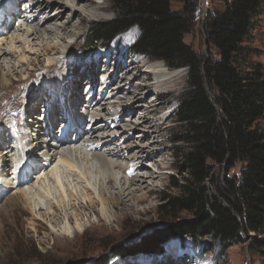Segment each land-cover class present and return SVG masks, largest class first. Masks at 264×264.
Segmentation results:
<instances>
[{
	"label": "rangeland",
	"instance_id": "1",
	"mask_svg": "<svg viewBox=\"0 0 264 264\" xmlns=\"http://www.w3.org/2000/svg\"><path fill=\"white\" fill-rule=\"evenodd\" d=\"M44 1L46 4L57 2V0L54 3ZM226 1L230 2L232 0H172L171 8L173 12H183L185 6L189 4L191 5L189 8L194 7L192 14L194 27L189 34L185 35V43L190 45L201 58L219 59L218 51L208 40L205 23L209 16L225 9ZM7 2L9 0L5 1L2 10H0L2 12L0 14L2 16V19H0V48L5 50L12 46L13 50L11 51L14 57L1 58L0 65L4 67L5 73H12L10 79L14 87L10 90H0V114H8L0 117V125L11 130L8 138L9 140L13 139V143L17 144L16 147H21V152L15 151L18 154L15 155L14 159L9 157L5 163L0 155V174L8 175L6 181L0 176V264L107 263L113 251L118 250L121 245L126 246L136 243L141 238L147 237L156 230L165 229L169 225L167 203L171 197L180 194L178 186L183 185L184 179L189 177L186 173H181L182 154L188 147L183 143H174V140L180 135L179 123L176 122L174 113L180 106L181 98L188 87V69H172L164 62L151 61L146 57L130 54V46L134 44L138 36L137 29H133L121 37L118 44L115 42L110 49L100 50L95 57L87 55L88 53L83 46L86 44L89 28L93 24L108 22L115 17L114 7L107 0H81L78 2V6L74 3L75 0H64L62 6L66 5L68 9L64 11L61 21L55 22V24L58 23L59 26L69 25L70 28L67 35L56 32L60 39L49 34L43 36L44 39H39L37 35L34 38L31 36L32 33L23 36L25 29L29 31L30 28L25 27V25H28L27 22L22 25L21 21H18V15L23 14L27 7V4L22 1L19 2L18 8L24 11L16 14V19L14 18L12 22L15 29L9 32V29H5L4 26L7 15L3 14ZM57 8L56 6L49 9L48 16L58 17L59 11L56 10ZM36 11L38 12V10ZM44 29L55 31V26L54 24L46 25ZM1 30L4 31L1 32ZM52 34H55V32ZM45 38L48 44L58 48V55L44 56L39 61H34L37 54L43 50ZM246 45L255 51L252 57L253 61L261 64L264 68V7L261 14L254 19ZM65 47L68 50H65ZM53 60L56 62L55 67L54 65L51 67V61ZM58 61H60L59 64H57ZM71 63L72 69L70 70L68 67ZM15 70L18 72L17 74L14 73ZM85 70L86 72H84ZM89 70H92V73ZM71 71L74 75L69 78ZM58 75L69 78L67 82H78V79H82L80 80L82 83L85 82L83 86L78 88L76 93L79 99L83 98L90 90L86 84L90 81L88 78L96 77V80L98 79L95 87L96 96L101 93L103 95L102 99L106 103L118 104V110L124 106L133 107L125 115L127 117H124L123 114L116 116V118L122 116L124 120L119 123L117 128L112 129L111 127L110 131L105 133V135L117 138L116 140L120 142L119 146L128 147L124 151L125 154H120L117 150L118 155H115L117 159L115 156L114 159L111 158L116 164L119 163V165L125 167L117 172L119 180L116 186L107 184L108 180L104 181L107 179L106 177L103 178L104 180L99 179L97 183L93 181L96 189L99 185L100 188H104V199H107L105 206L100 203L101 200L96 190L89 189L87 180L79 177L80 180L77 181V178H73L70 174H65L66 184H71L69 191H72L75 197L67 194L64 197L67 205H61L62 207H60L58 204L60 195L64 196L62 193L59 194V191L55 194L56 199L46 198L41 204L37 202L36 204L31 203V205V201L27 202L23 194H20L23 189L29 186V184L23 185V181L18 182L17 174L20 171L21 173L24 172L26 166L25 168L24 166L12 168V166L15 165L16 160L22 158L20 153L25 155L31 148L29 139L24 133L26 132L25 126H28V124L23 120L20 112L25 107L36 104L35 114L42 119L43 109L46 106L43 104L46 101V95L43 93L44 89L49 95L54 90L59 89V94L53 96L54 101H58L60 95L64 93L60 86L65 85V82L63 83L62 80H60V83L57 82ZM75 75L76 79L74 78ZM101 83H103L102 85L107 84H105L106 90L102 88ZM140 86L142 89L139 88ZM73 89H76L74 83L71 87V90ZM95 92L92 95H95ZM37 93L39 95L34 96ZM70 93L72 95L75 92L70 91ZM113 109L114 107L111 108V111ZM77 111L81 110L78 108ZM63 112L59 110L57 115L59 121L61 115L63 117ZM114 113L116 114V112L112 114L114 115ZM52 116L53 111L48 115L49 125L53 122L51 120ZM59 121L54 120L56 123L54 130L60 132L63 128H60ZM1 130L4 133L2 134L3 137L8 135V132L0 128ZM14 132L19 136L16 141ZM45 135V138L49 140L50 134ZM86 136L84 134V137ZM75 137L76 134L70 136V138ZM130 137L132 138L131 141H129ZM84 141L80 144L81 148L84 149L83 152L92 154H100L101 152L103 154L105 152V155L109 156L105 149L101 152H93L90 143H84ZM72 145L70 144V147ZM0 146L3 147L1 141ZM1 148L0 152L5 155L8 149L7 151L4 150L6 146L2 150ZM114 148L110 145L107 151H112ZM34 152L36 154L41 153L37 150H34ZM19 154L20 157H18ZM9 155L11 156V154ZM129 157H133L134 160ZM82 159L86 167L89 160L85 157ZM132 160L135 162L134 164L131 163ZM128 163L129 165H127ZM57 166L58 168L62 166L59 168L60 171H67L58 159L52 161L48 167H45V165L40 168L36 167L37 172L31 176V179L29 178V187H35L45 171L49 172ZM91 167L89 163L86 167L88 171H86L89 172ZM93 167L96 168V163L93 164ZM126 168L128 170H124ZM241 168L242 165H238L231 171V175L239 173ZM95 170L92 171L96 172ZM15 171L17 172L15 173ZM66 173H70L69 170ZM122 177L130 180L136 177L134 185L125 187V189L129 188L125 191V194L133 192V197H127L120 189L123 186V182L120 183ZM1 188H4V190ZM85 189L91 190V192L85 193ZM89 199L99 202L100 205L96 206V212L92 214L82 213V217L75 219L71 224L63 221L58 226H53L50 220H43L44 215L51 216L53 212L50 209L49 200H51L50 202L55 206V209L57 207L60 211L62 210L63 214L68 213L74 216L76 213L74 208L78 209V202L85 204ZM17 200L19 201L20 211L14 213ZM40 208H43L42 212H39ZM81 211L79 210L80 213ZM35 221L42 223L45 229H37L34 226ZM91 225L96 227L91 228ZM77 231H80L81 234L78 239H74V234ZM63 235L69 236L74 244L67 246L65 242H56L55 236ZM187 240L189 241V239ZM209 244L210 241L207 239L200 240L201 249L206 247V251L210 250L212 246L210 247ZM162 247L161 251L156 253H142L122 261L115 259L110 264H175L174 257L176 255L174 254L179 250L182 251V245L171 239ZM198 253L201 254L200 249ZM185 255L189 258L187 254ZM199 257L203 264H264V249L260 251L252 250L248 243L233 246L224 256L217 254L215 250L207 254L203 250ZM194 261L196 262V260ZM181 264H190V262L187 260Z\"/></svg>",
	"mask_w": 264,
	"mask_h": 264
},
{
	"label": "trees",
	"instance_id": "2",
	"mask_svg": "<svg viewBox=\"0 0 264 264\" xmlns=\"http://www.w3.org/2000/svg\"><path fill=\"white\" fill-rule=\"evenodd\" d=\"M115 17L89 28L85 51L95 54L133 29L135 56L188 69V87L174 113L180 135L174 143L187 149L180 194L167 203L169 225L121 245L107 263L161 251L169 240L189 239L195 248L210 241L224 256L236 245L264 249V68L246 45L264 0L226 1L225 9L206 19L208 40L219 59L201 58L185 43L194 27L193 8L173 12L172 0H107ZM242 165L239 173L231 171Z\"/></svg>",
	"mask_w": 264,
	"mask_h": 264
},
{
	"label": "bare ground",
	"instance_id": "3",
	"mask_svg": "<svg viewBox=\"0 0 264 264\" xmlns=\"http://www.w3.org/2000/svg\"><path fill=\"white\" fill-rule=\"evenodd\" d=\"M5 1L6 0H0V10H2V6L5 3ZM20 1H22L24 4H27L25 11L22 10L21 8L18 9V5H20V3H19ZM47 1H51L52 3H54L55 0H53V1L47 0ZM80 1L81 0H75L74 3L78 6V2H80ZM44 2H45L44 0H18V1L9 0V2L7 3V8H5V10L3 11V14L7 15L5 17V23H4L5 29L8 28L9 32L13 31L15 29V27H14V25L12 26V22H13V19L15 18V15L20 11L21 12L24 11L23 14H21L18 17V21L22 20V25H25L27 22L28 25H25V27L30 28V30L28 31L27 29H25L23 36H24V34L30 35V33H32V35H31L32 37L35 38V36L37 35L38 38L40 39V38H43V36H45L46 34H49L54 38L60 39L58 34H56V32H61V33H63V35H67L69 32V28H70L69 25L59 26L60 24H58V23L55 24V22L61 21V19L63 18L64 11L66 9H68V6H66V5L62 6V4H64V0H57V2L55 1L54 4H50V3L46 4ZM56 6L58 7L56 10L59 11L58 17L52 18V16L51 17L48 16L49 9H52L53 7H56ZM4 7H5V5H4ZM36 10H38V12ZM0 14H2L1 11H0ZM36 14H38V15L36 16ZM76 14H77V12L75 13V15ZM1 17L2 16H0V19H2ZM82 20H83V18H82ZM53 24L55 26V31L44 29V27L46 25L50 26ZM3 31L4 30H1V32H3ZM53 32H55V34H52ZM62 39L63 38H61V40ZM62 41H64V39ZM64 49L68 50V48H66V47ZM11 50H13L12 46L9 48H6L5 50H2L0 48V59L1 58H7L6 56L14 57V54ZM50 55H58V48L51 46V44H48L46 41V38H45V45L43 46V50L37 54L36 60H34V61H39L40 58H42V57L44 58V56H50ZM51 63H52L51 67H53V65L55 67V65H56L55 60L51 61ZM59 63H60V61H58L57 64H59ZM76 67H77V65H76ZM68 68L70 70L72 69V63ZM84 72H86V70ZM89 72L92 73V70L91 71L89 70ZM14 73L17 74L18 73L17 70H15ZM70 73H71V75L69 76V78L72 75H74V73L72 71ZM11 74H12L11 72L5 73L4 67H2L0 65V90H6V89L10 90L12 87H14V84L12 83V81L10 79ZM69 78H67V77L63 78V76L61 77L60 75L57 76V80H56L57 82L60 83V80H62L63 83L65 82V85H63V86L61 85L60 87H61V90H64V92H66V94L62 93L60 95V97L58 98V102H55L53 100V96H57L59 94L58 93L59 89L54 90L53 93H51V95H49V93H47L46 90L44 89L43 93L46 95L45 96L46 101L43 104L49 106V110H47V106H44L43 113L46 114L44 119H41V117L36 116V114H35V111L37 109L36 104L30 105V107L24 108V113H23L24 116L22 115V117L26 118V120L25 119H23V120L26 121V124H28V126L27 125L25 126L26 132H24V131L23 132L25 133L26 137L29 139L31 148L28 151L29 154L26 153L24 155V154L20 153L22 155V158L16 160L15 161L16 163L14 166H12V168H16L17 166H19V168H20V166H24V168H25V166H26L25 171L24 172L22 171V173L18 169L20 171V173L17 174L18 179H19L18 182L23 181V185L29 184V186H30L29 178L31 179V176L37 172L35 170L36 167L40 168L44 165H45V167H48V165L50 163H52V161L58 159L59 162L61 164H63V168L67 169V171H60L59 168L62 166H60L59 168L57 166V167L53 168L52 170L49 169L50 170L49 172L45 171V173H43L44 175L40 178L39 183H37L35 185V187H33V186L29 187L28 186L25 189H23L20 194H23V196L27 202L31 201L30 205H31V203L36 204L37 202H38V204H41L46 200V198L54 200V199H56L55 194L58 191H59V194L62 193L64 195L63 197L60 195V199H59L58 204L60 205V207H62L61 205H65L66 202H65L64 197L67 194H69L71 197H75V195L72 194V191L71 192L69 191L70 190L69 188H71V184H69V181H68L69 185L66 184L67 180H66L65 174L66 175L70 174L73 178H77V181L80 180L79 177H82L83 179L87 180L88 185L90 187V188L89 187H87V188H89L91 190L92 189L96 190V193L100 197V200H101L100 203L104 204V206H105L107 199H104V197H105L104 190H103L104 188H100L99 187L100 185H99L98 188L96 189L94 187L93 181H95V183H97V181L99 179L104 180L103 178L106 177L107 179H105L104 181L108 180L107 184L108 183L114 184V186H116L118 184V180H119V175H117V172H118V170L125 168V167L124 166L122 167L121 165H119V163L116 164L115 162H113L111 160V158L114 159V156L117 154V150H118V153L120 152V154H123L124 151H126L128 149V147L125 148V147L119 146L120 142L116 140L117 138L111 137L109 135H105V133H108L110 131L111 127H112V129L117 128L119 123L124 120V118H122V116H121V118L120 117L116 118V116H118L119 114H123L124 117H127L125 115H127L128 112L131 111L133 107L128 108V107L124 106L118 110L117 109L118 104L113 105V104L106 103L105 100L102 99L103 95L101 93H99L100 94L99 96L98 95L96 96L97 92H95V89H96L95 87H96V81L98 80V79L96 80V77L95 78H92V77L88 78V80L90 79V81L87 80L88 82L86 84L90 90L86 95L82 94V95H84L83 98L79 99V97L76 93L78 91V88H80V86H83L85 84V82H83V83L80 82V80H82V79H78V82H74V81H68L67 82V80ZM74 78L76 79V75L74 76ZM38 81H40V80H38ZM73 83H74V86H76V89L71 90ZM102 84L103 83H101V85ZM105 84L102 85V88L106 90L105 86L107 84L106 85ZM139 88L142 89L141 86ZM70 91H72V92L74 91L75 93H73L71 95V93L69 94ZM93 92H95V95H92ZM38 95L39 94L37 93V95H34V96H38ZM84 97H85V99H84ZM123 99H125V98H123ZM60 100H62L64 102L61 103ZM38 106H40V104H38ZM112 106L114 107L113 111H111V108H113ZM26 108H28V109H26ZM78 108L81 111H77ZM59 110L61 112L64 111L63 117L61 115L60 121L57 118ZM52 111H53V116H52L51 120H53V122H51V124L49 125L48 124V115ZM113 112H116V114L114 113V115H113L112 114ZM4 115L7 116L8 114L1 113L0 117H4ZM32 115H34V116H32ZM55 119H56V121L57 120L59 121L60 128L61 127L63 128L60 132L57 130H54V127L56 125V123L54 122ZM143 124H144V122H143ZM4 127H5V129H4ZM0 128H2L3 131L8 132V135L3 137L2 134H4V133L2 132V130L0 131V141H1V144L3 145V147L0 146V148L2 147L1 148V150H2L6 146V148L4 150L7 151V149H8L7 153H5V155L2 154V152H0V155L2 157L1 159L5 163L8 161L9 157L14 159L15 155L18 154V153H15V151L21 152V147H16L17 144L13 143L12 138L9 140L8 137L11 133L10 129H6V126H1V125H0ZM77 132H78V135H76L75 138H70V136H73ZM45 134H50L49 140H47L45 138L46 137ZM84 134L87 135L86 137H88V138L84 137ZM14 135H15V141H16V139H18L19 136L15 132H14ZM123 138H125V137H123ZM131 139L132 138L130 137L129 141H131ZM82 141H84V143H90L91 150L93 152H101L102 150L104 151V149H105L106 153L109 156H106L105 152L103 154H101L102 152L100 154L99 153L92 154V153L83 152L84 149H82L81 145H80L82 143ZM123 142H125V141H123ZM6 144H8V145H6ZM70 144H73L72 147H70ZM79 145H80V147H78ZM110 145L115 147L114 149H112V151H114L115 153H113L111 150L107 151V149H108V147H110ZM34 150H37L38 152H41V153L36 154L34 152ZM9 154H11V156ZM20 154L18 157H20ZM110 156H112V157H110ZM83 157L88 159L89 160L88 165L90 163L92 166L91 169H89V172H87L88 170L86 169V167L88 165H86V167H85V164H84L85 162H83V159H82ZM115 158H116V156H115ZM129 158L132 159L133 157H129ZM120 159H122V158H120ZM123 159H124V157H123ZM133 160H134V158H133ZM133 160H132V162L131 161L130 162L134 164L135 162ZM95 163H96V168L93 167V164L95 165ZM127 165H129V163ZM94 169H96L95 170L96 172L92 171ZM7 170H8V168H7ZM68 170L70 173H66V172H68ZM124 170H128V169L126 168ZM129 170H130V168H129ZM132 171H134V170H132ZM16 172L17 171H15V173ZM124 172H126V171H124ZM0 176L3 178L4 181H6L8 179L7 178L8 175L0 174ZM135 180H136V177H134L131 180L129 178L126 179L125 177L121 178L120 183L123 182V186H121V188L120 187L119 188L123 190L122 192L124 193V195H126L125 191L129 189V188L125 189V187L128 185H134V182H136ZM110 188H112V187H110ZM1 189L4 190V188H1ZM91 190L85 189V193L91 192ZM137 190H140V189H137ZM126 196L127 197L128 196L133 197V192L127 194ZM77 197H79V196H77ZM79 199H80V197H79ZM50 201L51 200H49L48 202L50 205V209L53 212H52L51 216L50 215H44L43 220H50V222L53 224V226H58V224H60V222H63V221L71 224L75 219L82 217V213H90V214L95 213L96 212V206L99 204V202L97 200H94V199H89L85 204L83 202H78V207H77L78 209L73 207L76 210V213L74 216H72V215H69L68 213H65V212H64L65 214H63L62 210L60 211L59 209H57V207L55 209V206ZM18 202H19L18 200L15 202V203H17V205L14 206L16 208V210L13 211L14 213L20 211V209H19L20 206L18 205ZM79 210H82L81 213L79 212ZM42 211H43V208H40L39 212H42ZM101 220H102V218H101ZM34 226L39 230L45 229V227L42 223H38L36 221H35ZM95 227H96L95 225H91V228H95ZM80 234H81L80 231H77L74 234V239H78ZM67 235L55 236L56 242L57 241L65 242V244L67 246L73 245L74 242L71 241L70 240L71 238ZM174 258H175V262H174L175 264H181L182 262L187 261V259H183L184 260L183 261L181 259H177L176 257H174Z\"/></svg>",
	"mask_w": 264,
	"mask_h": 264
}]
</instances>
